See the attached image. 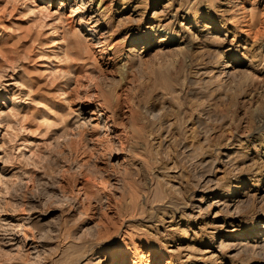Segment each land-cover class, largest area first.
Wrapping results in <instances>:
<instances>
[{"label":"rangeland","instance_id":"374dc122","mask_svg":"<svg viewBox=\"0 0 264 264\" xmlns=\"http://www.w3.org/2000/svg\"><path fill=\"white\" fill-rule=\"evenodd\" d=\"M59 1L0 0V264H264V0Z\"/></svg>","mask_w":264,"mask_h":264},{"label":"bare ground","instance_id":"6f19581e","mask_svg":"<svg viewBox=\"0 0 264 264\" xmlns=\"http://www.w3.org/2000/svg\"><path fill=\"white\" fill-rule=\"evenodd\" d=\"M211 2V1H210ZM59 3H63L61 0L59 1ZM105 3V0H99L98 1V7H96V8H98L97 10H99V8L101 7V6H104L103 4ZM207 3H208V1H207ZM110 4V3H109ZM178 5H179V3H178ZM97 6V5H96ZM180 6V5H179ZM106 7V6H105ZM135 7V6H134ZM141 7V6H140ZM102 8V7H101ZM177 9V8H176ZM218 10V9H217ZM103 11V10H102ZM77 12V11H76ZM175 12H176V10H175ZM163 15V14H162ZM164 17V16H163ZM163 17H157L154 21H153V23L148 27V29L143 33V35H142V38H143V42L145 43V45H146V47H148L149 45H150V36H149V34L151 33V31L153 30V32L154 31H158V32H163L165 35L166 34H169L170 33V31H169V28H168V26H169V20H167V18H163ZM167 17V16H166ZM82 20V19H81ZM170 27V26H169ZM187 28V27H186ZM188 29V28H187ZM187 33H188V31H187ZM188 37H190V38H193V39H196L197 40V37L192 33V32H189V35H188ZM138 38V37H137ZM137 38H134L133 39V42L134 43H136V41L135 40H137ZM189 40V39H188ZM203 40V39H202ZM192 41V40H191ZM204 45V44H203ZM191 47V46H190ZM128 48V47H127ZM182 48V47H181ZM191 49V48H190ZM129 49H126V51H128ZM201 51V50H200ZM248 51V50H247ZM130 53V52H129ZM264 53V52H263ZM254 54V53H253ZM53 114V113H52ZM56 115V114H55ZM54 116V115H53ZM56 117V116H55ZM59 118V117H58ZM61 121V120H60ZM55 126H57V123L54 121V119H46L45 121H44V125H43V128H42V126H41V128L43 129V130H49V129H51V127H52V129H53V127L55 128ZM57 128V127H56ZM0 148H1V145H0ZM237 180V179H236ZM236 182H238V181H236ZM234 187V184L233 185H231V188H233ZM229 224V223H228ZM232 224V223H231ZM257 229H259V231L258 230H256V226H252L251 227V235H253V236H256V237H258V236H261V235H264V225L263 226H261V227H257ZM260 229H261V231H260ZM220 230L221 229H219V231H216V233L215 234H217L218 232H220ZM223 237L224 236H222V238H221V240L219 241V245L221 246V244H223V242H224V245H227L226 244V240L224 239L223 240ZM262 237V236H261ZM263 240H264V238H262ZM227 248H229V247H227ZM227 255V254H226ZM118 262V261H117ZM117 262H116V264H117Z\"/></svg>","mask_w":264,"mask_h":264}]
</instances>
